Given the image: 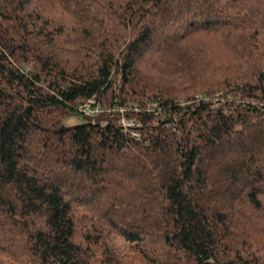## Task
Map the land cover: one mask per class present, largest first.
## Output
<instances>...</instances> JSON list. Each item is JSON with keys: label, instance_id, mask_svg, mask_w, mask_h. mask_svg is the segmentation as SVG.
<instances>
[{"label": "trees", "instance_id": "16d2710c", "mask_svg": "<svg viewBox=\"0 0 264 264\" xmlns=\"http://www.w3.org/2000/svg\"><path fill=\"white\" fill-rule=\"evenodd\" d=\"M0 264H264V0H0Z\"/></svg>", "mask_w": 264, "mask_h": 264}, {"label": "built area", "instance_id": "2783aa9c", "mask_svg": "<svg viewBox=\"0 0 264 264\" xmlns=\"http://www.w3.org/2000/svg\"><path fill=\"white\" fill-rule=\"evenodd\" d=\"M27 70H29V67L27 66ZM222 95L223 92H220ZM226 94V93H225ZM207 96H202V94L197 95V101L201 99H205ZM181 103H185L184 101H181ZM132 109L135 111L140 110L139 104L134 103L132 104ZM78 109L85 115L95 118L99 113L104 111V108H102L100 101L97 97L92 96L88 98L87 100H84L80 102L78 105ZM162 107L159 106V103L157 101H151L150 104L148 102L147 104V110H153L155 114H158L162 111ZM127 110V107L124 105H120L117 108H110L108 109L109 112H120L122 114L121 118L119 119L120 125L123 126V129L125 132H129L134 138H140L141 133L138 130L141 126V122L133 117H127L125 115V112ZM106 122H101V124H105Z\"/></svg>", "mask_w": 264, "mask_h": 264}, {"label": "rangeland", "instance_id": "374dc122", "mask_svg": "<svg viewBox=\"0 0 264 264\" xmlns=\"http://www.w3.org/2000/svg\"><path fill=\"white\" fill-rule=\"evenodd\" d=\"M29 67V70L31 69V67L30 66H28ZM199 94H202V93H198V95ZM233 95H235V94H233ZM220 98H222V100L224 101V99L225 98H231V94H224V95H222L220 92H218V93H210V94H208V96L206 97V99H208V100H211V101H213V102H217ZM145 100H147V99H145ZM150 100H152L151 98L150 99H148L147 100V102H149V104H150ZM181 101H183V99H181ZM190 102H197V100H190ZM134 118V117H133ZM88 120V117H86V116H83V115H80V114H76V115H72L67 121H66V123L67 124H69V125H71V124H76V123H81V122H85V121H87ZM101 122H107V120L106 119H102L101 120Z\"/></svg>", "mask_w": 264, "mask_h": 264}]
</instances>
